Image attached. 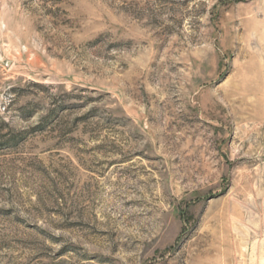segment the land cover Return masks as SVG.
Returning a JSON list of instances; mask_svg holds the SVG:
<instances>
[{"label":"rangeland","instance_id":"374dc122","mask_svg":"<svg viewBox=\"0 0 264 264\" xmlns=\"http://www.w3.org/2000/svg\"><path fill=\"white\" fill-rule=\"evenodd\" d=\"M0 264H264V0H0Z\"/></svg>","mask_w":264,"mask_h":264}]
</instances>
